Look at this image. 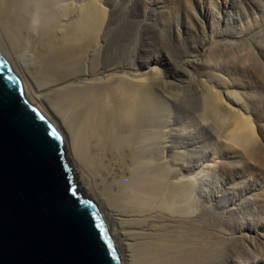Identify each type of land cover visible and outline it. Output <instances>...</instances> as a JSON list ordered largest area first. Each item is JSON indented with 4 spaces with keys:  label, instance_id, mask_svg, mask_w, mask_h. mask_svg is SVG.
I'll return each instance as SVG.
<instances>
[{
    "label": "bare ground",
    "instance_id": "bare-ground-1",
    "mask_svg": "<svg viewBox=\"0 0 264 264\" xmlns=\"http://www.w3.org/2000/svg\"><path fill=\"white\" fill-rule=\"evenodd\" d=\"M105 4L0 0V52L61 134L75 191L95 206L120 264H264V229L238 227L246 205L264 213V183L244 196L250 176L234 191V172L264 159L240 92L219 70L233 41L221 38L212 59L199 54L205 40L176 59V77L143 64L136 39L110 35ZM247 44L264 57V32ZM188 100L194 108L178 119ZM199 128L213 152L191 139Z\"/></svg>",
    "mask_w": 264,
    "mask_h": 264
},
{
    "label": "water",
    "instance_id": "water-1",
    "mask_svg": "<svg viewBox=\"0 0 264 264\" xmlns=\"http://www.w3.org/2000/svg\"><path fill=\"white\" fill-rule=\"evenodd\" d=\"M0 264H120L95 206L75 191L61 134L1 52Z\"/></svg>",
    "mask_w": 264,
    "mask_h": 264
},
{
    "label": "rangeland",
    "instance_id": "rangeland-1",
    "mask_svg": "<svg viewBox=\"0 0 264 264\" xmlns=\"http://www.w3.org/2000/svg\"><path fill=\"white\" fill-rule=\"evenodd\" d=\"M105 1L112 21L110 35L136 39L142 63L150 60L153 65L154 61L163 73L167 70L176 77H182L183 74H177L173 66L176 59L199 50L205 40L211 42V46L206 48V45L199 54H208L212 59L220 54L217 44L221 38L233 41V44H229L230 55L226 56L230 60L224 59L219 70L224 77L234 82V90L240 92L241 100L251 116L254 133L259 138L257 152L264 159V57H255L253 48L248 49V52L243 51L248 47V36L264 32V0ZM205 51L206 54H203ZM188 106L194 108L191 100L182 103L181 111L172 106L173 111H178V119L187 117L185 109ZM194 132L196 134L191 139L201 141L197 144L199 150L213 152L212 136L208 137L207 131L202 128ZM257 164H254V169L248 170L245 164L239 162L241 167L237 169L238 172H234L233 177L237 186L234 191L239 190L243 180L247 181V176H250V181L240 190L243 195L257 184L256 180L264 183V167L261 163V167ZM227 194L229 201L241 196L236 193ZM239 212L241 216L238 227H252V231L257 229L255 227L264 229V213L256 216L247 205Z\"/></svg>",
    "mask_w": 264,
    "mask_h": 264
},
{
    "label": "snow or ice",
    "instance_id": "snow-or-ice-1",
    "mask_svg": "<svg viewBox=\"0 0 264 264\" xmlns=\"http://www.w3.org/2000/svg\"><path fill=\"white\" fill-rule=\"evenodd\" d=\"M50 134L53 136H58V133L55 130H53ZM108 246L111 247L112 245L109 244Z\"/></svg>",
    "mask_w": 264,
    "mask_h": 264
}]
</instances>
